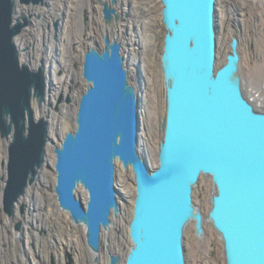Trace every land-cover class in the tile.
Listing matches in <instances>:
<instances>
[{
    "label": "water",
    "instance_id": "95a60500",
    "mask_svg": "<svg viewBox=\"0 0 264 264\" xmlns=\"http://www.w3.org/2000/svg\"><path fill=\"white\" fill-rule=\"evenodd\" d=\"M161 1L166 109L159 165L153 169L138 149L140 98L118 35L105 33L102 46L85 50L87 84L75 125L55 143L49 120L37 117L33 107L34 100L42 105L47 98L46 66L43 60L37 68L22 61L16 42L31 23L30 16L17 15L18 2L45 0H0V133L11 137L4 211L15 214L53 144L59 207L84 226L95 253L91 264H100L102 230L108 233L112 215L121 213L117 161L131 167L136 187L124 264H189L187 227L193 222L202 238L206 221L222 239L226 264H264V102L245 91L239 38H232L226 61L217 68V0ZM99 2L106 24L120 20L117 0ZM201 176L213 185L207 215L193 197ZM80 186L86 200L77 194ZM106 248L109 264H120V255Z\"/></svg>",
    "mask_w": 264,
    "mask_h": 264
},
{
    "label": "rangeland",
    "instance_id": "374dc122",
    "mask_svg": "<svg viewBox=\"0 0 264 264\" xmlns=\"http://www.w3.org/2000/svg\"><path fill=\"white\" fill-rule=\"evenodd\" d=\"M45 2L43 4L51 6L48 0H45ZM64 2L63 4L59 2L53 4L56 17L51 15L52 20L50 22L46 21V23L43 24L44 26L38 42L33 39L34 33H28V36H26L27 34L24 36L21 35L26 31L25 29H28L34 23H38L39 29L40 23L37 21H41V16H30L31 23L17 36V38L19 36L20 38H18V40L16 39L18 44L21 40H29L32 38V40H29L32 45L29 46V44H27L20 48L22 61L27 62L33 68H37L40 65V61L43 60L46 66L48 78L47 98L42 105H39L38 101L34 100L33 107L37 117H46L49 120V134L51 138L54 139L55 143H59L60 138L63 137L69 129L73 128L71 125L72 122L75 125V115L79 98L87 84L82 75L83 61H81L79 56L90 47L91 42L98 41V43L101 42L103 45V34H100L97 22L101 23L103 26L109 27L111 31L116 29L114 34H110L111 37H113V35L115 36L116 33L118 34L119 31L128 29L130 16L134 21L141 22V19H139L141 17L128 15L121 16L118 22L113 20L112 23L106 24L103 16V6L99 0H88L86 6L77 4L75 9L70 7L68 0H64ZM18 5L22 7L28 6L20 2H18ZM31 5L37 6L34 4ZM39 5L42 6V4ZM116 8L120 13L119 0L116 4ZM67 12L73 13V25L78 24L77 26H79V18L83 20V25L87 28L86 33L89 38L84 37L75 44L74 48L71 47V56L66 54L68 57H71V60L68 61L69 68L60 67L57 74L63 77L67 82L65 81L60 84V88L57 90V98L52 102L49 101L48 98L56 84L51 78L52 69L49 63L54 60V56H57V54L55 51L53 52L54 49L53 47L51 48V43L55 45L60 37V23L58 30H56L54 23L56 20H59V17L60 19L64 18ZM141 15L144 16L145 14L143 13ZM148 15V19L150 18L152 21L150 33L153 35V42L152 45L149 46L151 50H149V47H146L145 43L143 44L141 39L137 42L136 46L140 57L148 55L152 67L157 74V64L159 63L160 66L166 32L165 25L162 21V8L160 6H155L149 9ZM215 18L217 30L216 66L218 68L225 63L226 55L230 50V42L234 36H237L240 41L241 73L244 80V88L250 97H254L251 86L256 85L261 87L264 84V0H217ZM77 26L73 28V32L74 35L78 36L79 29ZM139 31L140 29L138 30L136 27L132 29L134 34H137ZM120 40L122 42V53L125 57V63L129 69L130 80L136 86L140 101H142L143 96L140 92L139 85L142 80L140 69H142L141 60H143V58L138 61L139 65L137 66L136 72L130 59L129 46L124 43L122 38H120ZM98 43H95V45L99 47ZM33 50H35V52H33ZM55 50H57V48ZM27 51L30 55L24 58L23 55H25ZM57 58L56 62L59 64L62 63L60 55L57 56ZM161 79V90L160 93L157 92L156 100L158 104H161V101H163L164 105L163 109H161L162 107L157 109L156 116L154 115V118H152L157 122L155 126L157 132L153 134V138L160 141L163 135L161 125L166 104L163 73ZM156 86L158 87L157 84ZM64 89H66V91ZM45 104L49 111H46L45 115H40L39 110L42 107L44 108ZM261 106H264V104H261ZM59 117L62 118L61 122H58ZM10 139L11 137L3 138L0 133V264H41V259L38 256L39 253L41 254L42 249L48 247V242L55 243L49 231L51 230L52 232V229L58 241L54 246L49 245L50 248L59 249L60 252L62 251V253H64L66 248L72 247L75 252L76 262L78 264H85L91 257L82 243L76 242L72 235L73 231H75V235L81 234L80 225L72 220L74 225L68 227V222H66L63 216L59 218V224H56L54 213L52 214L47 211L46 207L48 205L41 202V200L44 201L45 199L47 203L49 197L52 196L53 193H56L54 190L55 180L53 182V178H56L54 163L52 164L50 161L53 154L55 157L53 144H48L45 164L41 169L40 175L37 181L28 187L26 194L17 202L15 214L11 217L4 211L3 196L8 177L7 161ZM138 149L141 155L147 159L151 168L155 169L158 167V152H153V149H150L148 146L146 147V145L142 143H139ZM132 184L135 186V175L131 168L127 170L122 167L121 171H117L116 185L119 190L118 199L121 205V213L118 214L117 217L112 215L114 223L110 231H108L110 234L109 236L106 230L103 229L102 231V243L104 248V255L102 254V256H106L107 242L111 245L114 244L119 253H122L124 256L127 254L126 246L128 247V243H131L129 237V222L133 213V206H131L132 195L127 186H132ZM212 186V179L210 177L201 176L199 185L195 188L193 193L195 203L203 210L205 215L208 214L210 207ZM84 192L87 191L82 186L77 190V194L86 200L87 195H85ZM36 193L40 194L42 198H39ZM23 204H25V207L22 209ZM43 204L45 206H43ZM46 213L50 220L49 230L47 229L48 222L44 220L45 217L43 216ZM20 222L24 226L21 231L16 227ZM42 230H44V233ZM22 233L25 234V237L22 236ZM76 237L79 239L78 236ZM108 237L109 239L107 240ZM184 244L189 264H226L222 239L208 221L205 222V234L202 238L196 235L194 223H191L187 227ZM100 264H108L106 257L100 259ZM122 264H124V262Z\"/></svg>",
    "mask_w": 264,
    "mask_h": 264
},
{
    "label": "bare ground",
    "instance_id": "6f19581e",
    "mask_svg": "<svg viewBox=\"0 0 264 264\" xmlns=\"http://www.w3.org/2000/svg\"><path fill=\"white\" fill-rule=\"evenodd\" d=\"M68 1H69L70 7H73V9H75V6L77 4H79L80 6H86L88 3V0H68ZM48 2L51 3V6H48L46 4H42V6H40L39 4H37V6H32L31 4H29L28 6H23V7L20 5L17 6V15L25 14V15L34 16V17L41 16V21H37L40 23L39 29H38V23H34V24H32L31 27H29L28 29H25L26 31L21 36H24L26 34H27L26 36H28L29 34L34 33L33 39L36 42L39 41L43 26H44L43 24H45L46 21L50 22L52 20L51 15H54V17H56V15H55L56 11L54 10L53 4H55V2H59L61 4L65 3L64 0H48ZM117 3H118V0H117ZM155 6H160L161 8H163L162 1L161 0H119L120 15L121 16H128V15L138 16V17H141V18H139V19H141V22L134 21L130 16L128 29L125 31H119V33L118 34L116 33V34L118 35L119 39L122 38V40H124V43L128 44L130 59H131V62L133 64V68L135 69L136 72H137V66L139 65L138 61H140L141 58H143V60H141L143 70L140 69V72L142 74V80H141L140 85H139L140 92L142 93V96H143V100L140 101V99H139V105H138L139 116H140V127H141L139 143L145 144L146 147L148 146L150 149H153V152H159L160 140H158V139L155 140L153 138V134L155 132H157V129H155L157 122H155V119H152V118H154V115L156 116L157 109H159L161 107H162L161 109H163V105H164L163 101H161L162 102L161 104H158V101L156 100L157 99V92L160 93V90H161L160 86L162 83L161 78H162L163 71H162V68L160 67L161 63H160V66L158 63L157 64L158 73L156 74L153 67H152L151 60L148 57V55L145 57L144 56L140 57L139 51L137 50V46H136L137 42H139L140 39L143 42V44L145 43L146 47H149L150 45H152L153 35H152V33H150V30L152 27V21L150 18L148 19V17H149L148 11H149V9L154 8ZM143 13L145 14L144 16L141 15ZM59 21H60V32H59L60 37H59V40L55 43V45L53 43H51V48L53 47V49H54L53 52L55 51L57 56L60 55L62 63L59 64L56 62V59H58L57 56H54V60H52V62L49 63L50 68L52 69L51 78L53 79L54 83L56 84V86L53 88V90L51 91V94L49 95V98H48L49 101H52V102H54L57 98V94H58L57 90L60 88V84L62 82L66 81L63 79V77L58 76L57 72H58L60 67H64L66 69L69 68L68 61L71 60V57H68L67 55L71 56L70 55V52L72 50L71 47L74 48L75 44L78 41L82 40L84 37L89 38V36H87V33H86L87 28L83 25L84 22L81 18H79V20H78L80 27L77 26L78 24H74V25L72 24L74 21V17H73L72 12H67L66 16L62 19H60V17H59ZM97 24H98V26H97L98 30L100 31V34H103V36L105 33H108L109 35L114 34V32L116 30L115 29V30L111 31V29L109 27L103 26L99 22H97ZM75 26H77V28L79 29L78 36L74 35V32H73L74 31L73 28ZM135 27L138 30L140 29V31L137 32V34H134L132 32V29ZM18 38H20V36ZM18 38H16V39L18 40ZM29 40H32V38ZM29 40L25 39V40L19 41L18 46L20 48H22L23 46H26L27 44H29V46L32 45V43ZM95 43H98V41L91 42V45H93ZM98 44L102 45L101 42ZM56 48H57V50H55ZM149 50H151V47H149ZM149 50H147V51H149ZM57 51H59V52H57ZM33 52H35V50H33ZM27 55H30V53H28V51H27V53H25V55H23V57L25 58V56H27ZM83 56H84V53L81 54V56H79L81 58V61H83L82 60ZM156 84L158 85V87L156 86ZM251 87H252V89H251L252 93L255 95V97L258 100L264 102V84L261 87L256 86V85H254V86L252 85ZM64 90L66 91V89H64ZM138 95H139V93H138ZM139 98H140V96H139ZM165 109H166V104H165ZM46 111L48 112L49 110H48V108H46V104H45V107L44 108L42 107L39 110L40 115H43V114L45 115ZM61 121H62V118L59 117L58 122H61ZM71 125H72V127H74L73 122ZM54 158L55 157L53 154L52 158L50 159L52 164L55 163ZM158 160H159V158H158ZM117 164H118V168H117L118 170L117 171H119V170L121 171V168L123 167L122 164L119 161H117ZM127 172H129V171H127ZM54 180H55L54 184H56V178L55 179L53 178V182H54ZM127 187H128V189L132 195V201L131 202L133 205L131 204V206L134 207L133 199H135L136 187L133 184H132V186L129 185ZM84 194L88 195L87 192H84ZM37 195L39 196V198H42V197H40V194H37ZM41 202H44L45 205L46 204L48 205L46 207L47 211H49L52 214L54 213V215H55L54 218H55L56 224L57 223L59 224V218L61 216H63L66 219V222H68V224H67L68 227H72L74 225V222L72 221L70 213L59 207V203H58L56 193H53L52 196L49 197V200L47 201V203L45 202V199H44V201L41 200ZM45 205L43 204V206H45ZM132 215H133V213H132ZM43 216L45 217L44 220H46L48 222L47 226L49 228L50 222H49V217H48L47 213ZM113 223H114V221H113ZM113 223L110 226V228L108 229V231H110L111 227L113 226ZM80 230H81L80 235H75V231L72 232V235L74 236V240L76 242L82 243V245L87 249L89 256L93 259L95 256V253L90 250V248L88 247V245L86 243L85 228L83 225H80ZM76 236H78L79 239H77ZM129 237H130V232H129ZM130 239H131V237H130ZM107 246H108V244H107Z\"/></svg>",
    "mask_w": 264,
    "mask_h": 264
},
{
    "label": "flooded vegetation",
    "instance_id": "af4514ba",
    "mask_svg": "<svg viewBox=\"0 0 264 264\" xmlns=\"http://www.w3.org/2000/svg\"><path fill=\"white\" fill-rule=\"evenodd\" d=\"M49 222H50V220H49ZM22 227H24V226L20 222V227H19V230L20 231H21ZM47 229L49 230V228H47ZM49 231H50V234L52 236L51 238L54 239V242L55 243L48 242V244L51 245V246H54L57 243L58 240L56 239V237L54 235V232H53L54 230L52 229V232H51V230H49ZM42 232L44 233V230H42ZM22 236L25 237V234L22 233ZM131 243L129 242L128 243V247L126 246L127 253H128V251L130 249ZM49 245L45 249L43 248L41 254L39 253V255H38L40 257V259H41V264H78L76 262L75 252H74V250H73L72 247L66 248L65 249V252L62 253V251L60 252L59 249L50 248ZM108 247H109L110 252L118 253L120 255V257H121L120 264H122L123 262H125L124 258L127 256V254H126V256H124L122 253H119V251H117V247H115L114 244H112V245L111 244H108ZM103 253H104V248H103V245H102L101 258L100 259H103V258L106 257L107 263L109 264V251L106 252V256H102ZM89 259H91V258H89ZM89 261H87L85 264H90Z\"/></svg>",
    "mask_w": 264,
    "mask_h": 264
}]
</instances>
